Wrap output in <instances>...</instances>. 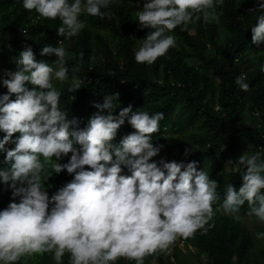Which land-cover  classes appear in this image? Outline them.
Returning a JSON list of instances; mask_svg holds the SVG:
<instances>
[{
	"label": "clouds",
	"instance_id": "clouds-1",
	"mask_svg": "<svg viewBox=\"0 0 264 264\" xmlns=\"http://www.w3.org/2000/svg\"><path fill=\"white\" fill-rule=\"evenodd\" d=\"M217 2L222 6L224 0H147L136 15L142 28L153 31L143 39L135 61L152 64L164 56L175 46V37L166 33L186 27L194 14L205 23L218 19L213 10ZM23 7L46 19L59 18L62 26L57 33L66 38L85 27L81 14L111 18L110 12L101 11L109 7V0H23ZM259 9L264 12V2ZM251 31L254 44L264 43V15H258ZM41 55L58 59L54 64L37 62L31 47H26L16 61L18 70L3 81L8 94L0 96V130L6 133L0 151L20 133L15 149L7 151L6 161H14L11 168L0 171V179L11 184L13 200L19 197V203L12 202L0 212V264L45 252H54L57 264L65 253L70 254V264H115L120 258L144 264L147 256L168 250L178 238H190L201 229L206 234L205 226L215 214L213 204L219 199L217 182L206 171H197L195 162L161 160V166L149 162L160 151L153 146L152 134L158 132L164 114L150 116L128 106L114 116L113 97L106 96L103 104L95 105L99 111L87 128L74 131L77 122L67 120L59 107L61 94L52 83L68 78L63 41L58 47L44 46ZM245 79L242 74L235 80L242 91L249 90ZM27 82L39 90L26 89ZM83 83L73 78L68 91L77 92ZM125 120L135 132L115 146L111 142ZM69 153L67 164L58 163ZM49 164L57 174L65 169L74 174L51 199L45 188ZM229 164L236 172L242 167L247 171L239 191L227 186L221 205L225 214L239 213L247 202L249 215L264 221L261 154L245 153ZM122 165L130 176L121 175Z\"/></svg>",
	"mask_w": 264,
	"mask_h": 264
},
{
	"label": "trees",
	"instance_id": "trees-1",
	"mask_svg": "<svg viewBox=\"0 0 264 264\" xmlns=\"http://www.w3.org/2000/svg\"><path fill=\"white\" fill-rule=\"evenodd\" d=\"M146 2L140 0L141 10ZM261 2L264 0H224L222 6L217 2L213 10L218 19L205 23L202 16L197 20L195 17L199 14H194L186 27L177 26L166 33L178 39L177 45L154 63L139 64L135 53L153 29L141 27L133 0H109V7L101 11L110 12L111 18L87 14L85 20L79 17L85 27L71 38L58 35V28L62 26L59 18L40 17L35 10H26L23 0H0V72L4 67L16 72V61L26 47H31L37 62L55 63L58 59L55 55H41L43 47H58L60 41L69 43L64 47L68 78L56 90L61 94L59 107L67 113V120L77 122L72 130H85L91 117L99 111L95 105L103 104L106 96L113 97L114 116H119L128 106L133 112L140 110L150 116L162 112L164 119L159 122L158 132L152 134L153 146L160 147V151L149 162L158 166L161 160L185 165L195 162L197 171H206L209 179L218 184L219 199L213 204V209H217L224 202L227 186L232 184L239 191L247 171L243 167L240 173L227 171L231 155L247 145L251 154L260 153L264 160V43L254 44L251 31L258 15H264L259 9ZM76 68L79 71H74ZM242 74L249 84L248 91H242L235 83ZM73 78L84 81L77 92L68 91ZM24 87L39 90L30 82ZM4 94H8V89L3 85L0 96ZM11 99H16L15 94ZM246 113L251 122L245 118ZM195 124L200 125V130L189 135V139L172 136L183 134ZM134 132L125 120L111 143L119 146L125 136ZM5 135L0 130V140ZM19 136L20 133L14 134L0 151V171L11 168L14 161H6L7 151L15 149ZM74 146L80 148L79 144ZM186 149L190 150L188 155ZM70 158L69 153L58 163L67 164ZM211 163L213 169L209 167ZM121 167V175H131L127 167ZM47 170L50 177L45 188L50 197L74 178L66 169L55 173L51 164ZM86 170L91 169L86 166ZM261 193L264 194V189ZM15 200L19 203V197ZM15 200L11 184L0 179V212ZM239 213H249L247 202ZM205 227L206 234L203 229L198 230L188 238V243L204 254L206 264H248L253 237L246 228L227 219L209 222ZM51 257L52 252L37 253L34 262L50 264ZM196 258L200 262L198 255ZM259 258L256 264H264V246ZM173 260L163 258L158 251L147 256L144 264L151 261L187 264L177 250ZM26 261L24 255L14 264H26ZM61 263L70 264L69 253H65ZM115 264L136 262L120 258Z\"/></svg>",
	"mask_w": 264,
	"mask_h": 264
},
{
	"label": "rangeland",
	"instance_id": "rangeland-1",
	"mask_svg": "<svg viewBox=\"0 0 264 264\" xmlns=\"http://www.w3.org/2000/svg\"><path fill=\"white\" fill-rule=\"evenodd\" d=\"M133 6H134V12L135 16L137 17L136 13L138 11H141V3L140 0H133ZM85 15L86 14H81L80 17H82L85 20ZM138 18V17H137ZM175 44H178V39L175 38ZM69 43H63V46L66 47L68 46ZM190 63V62H189ZM54 64V63H52ZM9 73H13L12 70L8 69L7 67H4L2 71L0 72V86H3V81L5 79H10V76L8 75ZM67 81V79L65 80ZM65 81H59L56 79H53L52 83L53 86L57 89L61 86V84ZM245 118L247 119L248 122H251V119L249 118V114L246 113ZM255 123L257 121H254ZM200 130V125L195 124L191 129L188 131H184L183 134L181 135H172L176 138H184V139H189V135L192 133H196ZM245 153L251 154L249 151V148L247 145H242L240 148L236 150L235 153H233L226 165V170L227 171H234L233 166L229 164V162H236L238 159L243 156ZM72 154L70 153V156ZM210 169H213V163L210 164ZM51 199V197L49 196ZM17 202V200H15ZM53 205L50 204L49 206V213L51 211V208ZM214 216L212 220L209 222H215L217 220H224L227 219L229 221H236L238 222L241 226L246 228L249 233L253 237V248L251 250V253L248 258V264H256L257 262L260 261L259 258V251L260 249L264 246V221L259 220L255 215H249V213L246 214H241L237 213L235 215H228L225 214L223 208L220 206L217 209H214ZM236 216H239V219L236 218ZM196 255L199 256L200 262L197 260ZM27 257L26 264H35L34 262V254L31 255H25ZM185 260L187 261V264H206V257L204 254H201L197 251L195 247L192 246V250L188 251L185 255H183ZM50 264H57V261L54 259V252H52V257L50 258ZM60 264L61 261H60ZM150 264H159L157 261H151Z\"/></svg>",
	"mask_w": 264,
	"mask_h": 264
},
{
	"label": "built area",
	"instance_id": "built-area-1",
	"mask_svg": "<svg viewBox=\"0 0 264 264\" xmlns=\"http://www.w3.org/2000/svg\"><path fill=\"white\" fill-rule=\"evenodd\" d=\"M175 250L179 251L181 255H185L188 251L192 250V246L188 243V238H178L174 245H172L168 250L159 253L163 258H170L173 262V253ZM174 264L176 263L174 262Z\"/></svg>",
	"mask_w": 264,
	"mask_h": 264
}]
</instances>
